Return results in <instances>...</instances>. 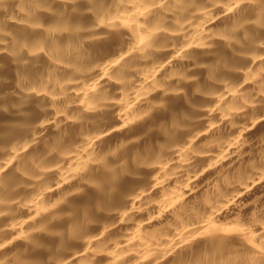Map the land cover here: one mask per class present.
<instances>
[{"label": "bare ground", "instance_id": "1", "mask_svg": "<svg viewBox=\"0 0 264 264\" xmlns=\"http://www.w3.org/2000/svg\"><path fill=\"white\" fill-rule=\"evenodd\" d=\"M0 264H264V0H0Z\"/></svg>", "mask_w": 264, "mask_h": 264}]
</instances>
